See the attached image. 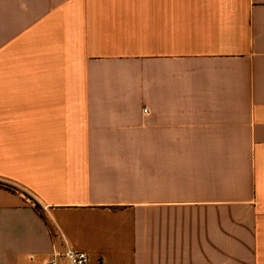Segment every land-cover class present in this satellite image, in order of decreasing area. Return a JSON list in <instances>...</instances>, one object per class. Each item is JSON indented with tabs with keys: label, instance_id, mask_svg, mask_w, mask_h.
Masks as SVG:
<instances>
[{
	"label": "crops",
	"instance_id": "1",
	"mask_svg": "<svg viewBox=\"0 0 264 264\" xmlns=\"http://www.w3.org/2000/svg\"><path fill=\"white\" fill-rule=\"evenodd\" d=\"M0 182V264H264V0H0Z\"/></svg>",
	"mask_w": 264,
	"mask_h": 264
},
{
	"label": "built area",
	"instance_id": "2",
	"mask_svg": "<svg viewBox=\"0 0 264 264\" xmlns=\"http://www.w3.org/2000/svg\"><path fill=\"white\" fill-rule=\"evenodd\" d=\"M146 111L144 110V113ZM88 264V256L83 252L65 249L62 252H54L45 264Z\"/></svg>",
	"mask_w": 264,
	"mask_h": 264
},
{
	"label": "trees",
	"instance_id": "3",
	"mask_svg": "<svg viewBox=\"0 0 264 264\" xmlns=\"http://www.w3.org/2000/svg\"><path fill=\"white\" fill-rule=\"evenodd\" d=\"M0 188H4V189H7V190H12V188L4 183H1L0 182Z\"/></svg>",
	"mask_w": 264,
	"mask_h": 264
}]
</instances>
